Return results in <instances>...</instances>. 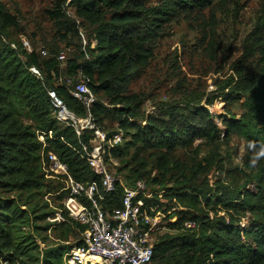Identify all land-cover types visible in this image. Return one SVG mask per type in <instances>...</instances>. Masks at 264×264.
Segmentation results:
<instances>
[{
    "label": "trees",
    "instance_id": "trees-1",
    "mask_svg": "<svg viewBox=\"0 0 264 264\" xmlns=\"http://www.w3.org/2000/svg\"><path fill=\"white\" fill-rule=\"evenodd\" d=\"M146 2L55 0L49 15L57 31L63 39L77 33L82 40L81 55L61 62L58 48L34 47L28 52L22 42L12 39L19 16L0 0V194L16 192L13 198L0 197V264L27 254L33 264H63L65 252L79 244L80 237L74 244L56 243L41 249L34 234L54 226L59 229L57 238L68 241L70 234L76 232L80 236L86 229L71 218L36 224L56 216V211L47 210L49 205L39 196L59 192L54 180L62 185L60 180L46 176L43 162L48 152L56 153L76 180L99 181L82 157V143L88 144L91 134L85 131L79 136L73 127L59 122L50 91L78 117L91 114L102 129L107 120L118 123L128 140L124 146H115L112 156L127 155L131 146L170 151L189 146L196 139L207 143L219 138L221 130L208 107L194 103H187L184 108L170 105L160 117L147 116L144 99L130 91L131 83L141 77L154 58V48L165 26L177 15L210 5L212 0H160L157 5ZM85 25L90 28L88 41ZM43 49L46 55H42ZM255 56V68L245 69V61ZM242 59L222 88L229 89L228 95L244 99L246 113L240 120L222 119L227 129L239 130L262 147L264 13L248 37ZM79 71L89 79L96 97L103 95L107 101L97 98L88 108L73 96L70 85L59 81L76 77ZM211 103L208 100L207 105ZM41 134L45 145L39 138ZM135 174L126 175L124 181L132 185L141 179L132 181ZM250 184L253 189L248 187ZM122 195L123 188L117 181L116 189L100 203L105 210L112 209L121 204ZM63 196L64 193L59 194L60 199ZM140 198L145 211L163 212L167 227L175 231L160 235L155 241L152 264H264V163L252 174L242 171L232 180L217 179L213 184L198 182L196 172L182 174L164 188L162 197L153 193ZM242 218L248 219L247 226H241ZM187 220H194L196 227H185ZM19 261L29 264L24 258Z\"/></svg>",
    "mask_w": 264,
    "mask_h": 264
},
{
    "label": "rangeland",
    "instance_id": "rangeland-1",
    "mask_svg": "<svg viewBox=\"0 0 264 264\" xmlns=\"http://www.w3.org/2000/svg\"><path fill=\"white\" fill-rule=\"evenodd\" d=\"M11 12L18 13L19 26L12 30V39L22 42L27 39L34 48L49 47L65 51L67 59L80 56V35L72 33L63 39L49 15L55 0H1ZM160 0H147V5H157ZM71 8V7H70ZM72 9V8H71ZM72 14L73 11L70 10ZM264 13V0H212L210 5L189 13H181L165 26L164 33L154 48V58L144 69L141 77L130 85V91L144 99L145 115L160 117L162 111L170 105L186 106L194 103L208 107L221 130L215 141L204 142L196 139L189 146H178L170 151H157L154 148L131 146L128 154L122 157L112 156L111 168L116 177L125 179L131 174L136 180L145 181L147 191L164 194V188L182 174L192 175L196 172L198 182H210L217 179L232 180L242 171L254 173L264 157L253 166L251 160L261 147L248 139L239 130L227 129L224 118L240 120L246 113L244 99L228 95L229 89H223V82L235 72V65L244 60L245 45L249 35ZM87 41L90 28L85 25ZM96 42L93 41L94 46ZM258 56L245 61L244 68L252 70ZM240 66V65H239ZM107 101L103 95L97 96ZM208 100L212 103L207 105ZM105 130L118 131L116 121L107 120ZM123 132V131H122ZM128 140L123 133L125 144ZM254 145V147H250ZM167 154H164L166 153ZM135 156V159H134ZM126 180V179H125ZM156 180V181H155ZM59 191L62 185L57 180ZM129 180V182H132ZM161 182V183H160ZM251 189L252 184L248 185ZM60 193H47L39 196L49 205L47 210L59 211L63 206ZM16 192L1 193L2 198H13ZM52 218L39 220L36 224L46 225ZM165 224V221L163 220ZM248 219L242 218L241 226H247ZM31 229V228H30ZM165 233H175L169 228ZM59 229L34 234L41 249L60 244H74L79 236L70 234L68 241L57 238ZM159 235V236H160ZM158 236V238H159ZM157 238V239H158ZM14 262L1 264H21L24 258L33 264L27 255H18ZM63 264H66L63 256Z\"/></svg>",
    "mask_w": 264,
    "mask_h": 264
},
{
    "label": "built area",
    "instance_id": "built-area-1",
    "mask_svg": "<svg viewBox=\"0 0 264 264\" xmlns=\"http://www.w3.org/2000/svg\"><path fill=\"white\" fill-rule=\"evenodd\" d=\"M70 10L68 8V13L74 16ZM82 36L86 44L84 34ZM22 44L28 52L33 51L34 48L27 39L23 38ZM12 46L16 47L15 44ZM41 53L46 55L47 51L43 49ZM66 57L65 51H61L58 58L64 62ZM31 69L37 72L35 67ZM59 81L70 85L73 96L86 107L90 108L96 101L97 97L89 86V79L81 71L76 77L70 76L64 80L60 78ZM50 95L53 98L55 116L61 124L73 127L79 136L85 131L91 134L89 143H82V157L99 176V181L81 182L73 177L68 165L56 153L50 151L47 158H44L46 176L60 180L62 187L58 193H64L63 206L50 220L59 223L71 218L86 226L80 235V243L65 252L66 264H152L154 243L168 229L166 215L161 211L151 214L143 209L140 196H152L147 191L144 180L139 179L130 185L121 177H116L112 171L111 152L122 143V130L106 131L95 124L91 114L84 118L78 117L54 91H50ZM49 134L52 135V131ZM39 138L45 145L44 134ZM117 181L123 188L121 204L105 210L100 200L116 189ZM184 225L195 228L196 222L187 220Z\"/></svg>",
    "mask_w": 264,
    "mask_h": 264
},
{
    "label": "clouds",
    "instance_id": "clouds-1",
    "mask_svg": "<svg viewBox=\"0 0 264 264\" xmlns=\"http://www.w3.org/2000/svg\"><path fill=\"white\" fill-rule=\"evenodd\" d=\"M250 147H254V145H250ZM262 157H264V146H262V147L260 148V150H259L258 152L255 153V155L253 156V158H252V160H251V164L254 166V165L257 163V161H258L260 158H262Z\"/></svg>",
    "mask_w": 264,
    "mask_h": 264
}]
</instances>
